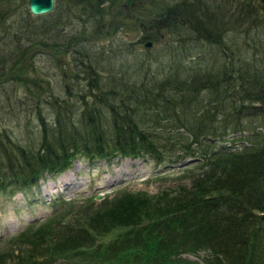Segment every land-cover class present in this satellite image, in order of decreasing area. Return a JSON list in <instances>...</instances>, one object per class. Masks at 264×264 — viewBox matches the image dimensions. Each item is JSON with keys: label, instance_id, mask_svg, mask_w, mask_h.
Here are the masks:
<instances>
[{"label": "trees", "instance_id": "16d2710c", "mask_svg": "<svg viewBox=\"0 0 264 264\" xmlns=\"http://www.w3.org/2000/svg\"><path fill=\"white\" fill-rule=\"evenodd\" d=\"M257 3L53 0L32 16L26 0H0V94L24 91L31 116L24 140L0 134V197L29 193L78 158L178 164L186 180L97 204L80 194L21 232L0 264H264ZM196 46L202 55L188 54Z\"/></svg>", "mask_w": 264, "mask_h": 264}, {"label": "rangeland", "instance_id": "374dc122", "mask_svg": "<svg viewBox=\"0 0 264 264\" xmlns=\"http://www.w3.org/2000/svg\"><path fill=\"white\" fill-rule=\"evenodd\" d=\"M138 36L137 31H130L126 39L133 43L138 39ZM160 38L162 39L161 35ZM136 48L138 47L136 46ZM195 49H191L188 54L202 55L201 47ZM36 59L38 62L35 64L37 65L35 69L45 65L42 64V57ZM52 71L49 70L50 75L47 74L49 78H51ZM6 78L9 79L8 76ZM2 80L3 78L0 83L3 82ZM52 81L51 78V87H57L56 81L53 85ZM9 86V84H5L4 88ZM15 96L16 100H13ZM25 97L26 93L22 90L9 99L0 94V134H7L12 141L24 140L25 134L28 133L24 128V123L27 118L31 119V116L28 115L23 104ZM14 102L17 104H13ZM7 103H11L12 110L9 109ZM226 144L229 145L230 142ZM71 166L75 167V170L78 168L76 170L78 175H73L78 178L76 180L72 178L66 182L69 184V191L59 193L61 185L51 187L47 181L46 183L42 181V183L39 180L37 188L32 187L29 193L27 191H25L26 194L17 193L8 200L5 197H0V260L7 258L9 252L15 251L13 240L21 232L32 225L43 223L51 217L56 207H61L66 203L65 201L70 202L80 198L78 197L80 194L87 197L92 196L93 203L97 204L101 200L111 199L116 192L123 190L155 194L166 188H172L178 183L186 182V180L179 181L177 179L178 167L175 165L166 166L165 163H161L155 166L149 160L143 162L115 158L109 162H102V160L89 161L83 158L76 160ZM97 196L101 198L99 201L96 200ZM54 199L58 201L56 204H52ZM186 257L190 259L189 256Z\"/></svg>", "mask_w": 264, "mask_h": 264}, {"label": "water", "instance_id": "95a60500", "mask_svg": "<svg viewBox=\"0 0 264 264\" xmlns=\"http://www.w3.org/2000/svg\"><path fill=\"white\" fill-rule=\"evenodd\" d=\"M264 5V0H258ZM27 11L32 16H41L49 13L53 7V0H26ZM154 45L152 41H147L141 46L144 48H151ZM100 200V196L96 197Z\"/></svg>", "mask_w": 264, "mask_h": 264}, {"label": "bare ground", "instance_id": "6f19581e", "mask_svg": "<svg viewBox=\"0 0 264 264\" xmlns=\"http://www.w3.org/2000/svg\"><path fill=\"white\" fill-rule=\"evenodd\" d=\"M252 1H257L258 3V5H260V6H262V7H264V5L262 4V3H260L258 0H252ZM167 4V3H166ZM171 4V3H170ZM165 5V4H164ZM165 6H167V5H165ZM172 6V5H171ZM161 8H162V6H160ZM164 7V6H163ZM163 9H165V8H163ZM153 12H155V11H153ZM153 14V13H152ZM156 16V15H155ZM166 24V23H165ZM163 25V24H162ZM239 26V25H238ZM165 28V27H164ZM245 28V27H244ZM171 29H174V28H171ZM170 29V30H171ZM203 42H205V41H203ZM194 43V42H193ZM202 43V42H201ZM209 44V43H208ZM193 45V44H192ZM198 45V44H197ZM188 46V45H187ZM186 46V47H187ZM199 46V45H198ZM201 46V45H200ZM208 46V45H207ZM215 46V45H214ZM217 46V45H216ZM192 47V46H191ZM197 47V46H196ZM213 47V46H212ZM200 48V47H199ZM208 48V47H207ZM186 50V49H185ZM196 50V49H195ZM208 50V49H207ZM170 51V50H169ZM168 51V52H169ZM204 51H205V49H204ZM165 52V51H164ZM185 53V52H184ZM199 53H200V51H199ZM170 54V53H169ZM174 54V53H173ZM181 54V53H180ZM156 55V54H155ZM163 55V54H162ZM168 54H166V56H167ZM169 56V55H168ZM189 56V55H188ZM164 57V56H163ZM175 58V57H174ZM169 60V59H168ZM137 161H139V160H137ZM189 161L188 160H184L182 163H180V165L179 166H182L183 164L185 165V164H187ZM72 168H73V170H72ZM78 169V168H77ZM76 169V170H77ZM75 170V167H72V166H70V169H69V171H67V172H65V173H63L61 176H59L58 178H56V180H53V181H49L48 183H49V185L51 186V187H54V186H59V185H65V184H67L66 182H68V181H70V180H72V177H73V174L76 172V170ZM70 171H73V172H70ZM78 172V171H77Z\"/></svg>", "mask_w": 264, "mask_h": 264}]
</instances>
